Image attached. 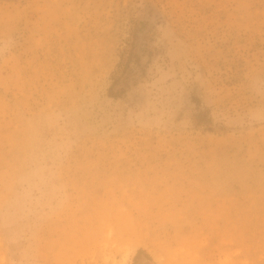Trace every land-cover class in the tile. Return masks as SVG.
I'll list each match as a JSON object with an SVG mask.
<instances>
[{"label": "rangeland", "instance_id": "1", "mask_svg": "<svg viewBox=\"0 0 264 264\" xmlns=\"http://www.w3.org/2000/svg\"><path fill=\"white\" fill-rule=\"evenodd\" d=\"M0 264H264V0H0Z\"/></svg>", "mask_w": 264, "mask_h": 264}]
</instances>
